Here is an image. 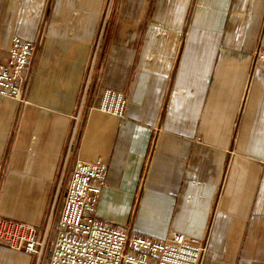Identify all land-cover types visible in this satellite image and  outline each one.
<instances>
[{"label":"crops","instance_id":"1","mask_svg":"<svg viewBox=\"0 0 264 264\" xmlns=\"http://www.w3.org/2000/svg\"><path fill=\"white\" fill-rule=\"evenodd\" d=\"M105 4L0 0V57L35 47L23 100L0 96V218L41 235L57 212L53 242L75 161L100 158L97 218L203 239L200 264H264V0H114L99 37ZM107 87L122 117L97 108ZM39 257L0 242V264Z\"/></svg>","mask_w":264,"mask_h":264},{"label":"built area","instance_id":"2","mask_svg":"<svg viewBox=\"0 0 264 264\" xmlns=\"http://www.w3.org/2000/svg\"><path fill=\"white\" fill-rule=\"evenodd\" d=\"M113 1L106 0L99 37ZM34 50L32 42L18 36L11 37L5 56L0 57V96L23 100L25 72L31 64ZM99 50L98 38L89 58L84 91ZM252 59L254 67L264 69V24ZM125 106L122 91L107 87L101 93L97 108L122 117ZM78 113L74 119L78 118ZM107 175V164L100 158L75 161L62 198L57 230L46 264H200L206 249L203 239L181 232H173L164 239H154L131 230L129 226L97 218V201L107 184ZM0 242L26 254L35 253L38 257L44 248V237L35 225L21 220L0 218Z\"/></svg>","mask_w":264,"mask_h":264},{"label":"rangeland","instance_id":"3","mask_svg":"<svg viewBox=\"0 0 264 264\" xmlns=\"http://www.w3.org/2000/svg\"><path fill=\"white\" fill-rule=\"evenodd\" d=\"M252 54H253V52H252ZM58 204H59V199L57 198L55 201V208H53V212H55V210L58 209L57 208ZM56 213L54 216H51V219H50L51 223L49 222V226L46 225V227H44V229H42L41 235L44 237V248H43L41 255L39 257L38 264H46L48 252L50 250L52 238H53V234H54V222H55V218H56Z\"/></svg>","mask_w":264,"mask_h":264}]
</instances>
